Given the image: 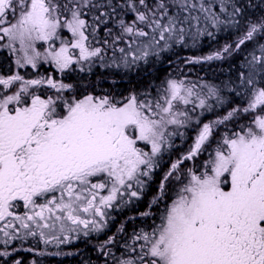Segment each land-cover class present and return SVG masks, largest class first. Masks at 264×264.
<instances>
[{"label": "snow or ice", "instance_id": "6c2138e0", "mask_svg": "<svg viewBox=\"0 0 264 264\" xmlns=\"http://www.w3.org/2000/svg\"><path fill=\"white\" fill-rule=\"evenodd\" d=\"M77 242L264 264V0H0V264Z\"/></svg>", "mask_w": 264, "mask_h": 264}, {"label": "flooded vegetation", "instance_id": "af4514ba", "mask_svg": "<svg viewBox=\"0 0 264 264\" xmlns=\"http://www.w3.org/2000/svg\"><path fill=\"white\" fill-rule=\"evenodd\" d=\"M228 35V33H221L217 35V40L220 44H223L225 40L231 39ZM211 46H216L215 43L211 42ZM164 69L168 68V65L163 66ZM190 68H184L183 71L186 73ZM174 70V69H171ZM193 73H199V75H196L194 80L197 79V77H204L208 79H215L216 77H220L221 79L227 78V64H222L220 62H216L213 64L211 68H209L207 65L199 66L195 65L191 67L190 69ZM227 72V73H226ZM223 73V74H222ZM114 78L109 77V82H111ZM139 79V78H137ZM115 80L117 81V85L119 86L117 88L118 91H124L126 87L125 85L127 82L124 80H121L119 77H115ZM219 82V81H217ZM104 237L101 235L99 237L100 240H102ZM96 242L95 238L93 239V244ZM77 249L79 251L77 252ZM50 251H55L54 248L49 249ZM64 251H73L77 252L74 256H54V257H42L41 259L44 260V264H85V262L90 258L91 260L95 261L97 253L95 250H93L92 246L89 245L88 247H85V245L82 242H77L76 248L71 247H65ZM28 255V254H26Z\"/></svg>", "mask_w": 264, "mask_h": 264}, {"label": "bare ground", "instance_id": "6f19581e", "mask_svg": "<svg viewBox=\"0 0 264 264\" xmlns=\"http://www.w3.org/2000/svg\"><path fill=\"white\" fill-rule=\"evenodd\" d=\"M256 2H258V0H256ZM202 39H204L205 42H207L208 44H202V43H201V45H200V50H202L203 53H206V52L209 50V48H210V47H213V46L210 45V43L205 39V37L202 38ZM199 66H201V65H199ZM190 69H191V68H190ZM190 69L186 72V74L189 73V76H190V77L195 78L194 76L199 75V73H193Z\"/></svg>", "mask_w": 264, "mask_h": 264}, {"label": "trees", "instance_id": "16d2710c", "mask_svg": "<svg viewBox=\"0 0 264 264\" xmlns=\"http://www.w3.org/2000/svg\"><path fill=\"white\" fill-rule=\"evenodd\" d=\"M201 43L202 44H208L207 42H205V40L204 39H202V41H201ZM213 43H215V42H213ZM161 67V66H160ZM163 67H161V72H160V76L164 73V71H163ZM227 73V72H226ZM122 80H124V81H126L127 83L125 84V85H123L124 87H128V80H127V78H125V79H122ZM119 87V86H118ZM192 163H197L196 161L195 162H189V166H191L192 165Z\"/></svg>", "mask_w": 264, "mask_h": 264}, {"label": "rangeland", "instance_id": "374dc122", "mask_svg": "<svg viewBox=\"0 0 264 264\" xmlns=\"http://www.w3.org/2000/svg\"><path fill=\"white\" fill-rule=\"evenodd\" d=\"M188 75H189V73H188ZM194 77H196V76H194ZM189 78L192 79V80H194V79H193L192 77H190V76H189ZM196 162L199 163L200 161L197 160Z\"/></svg>", "mask_w": 264, "mask_h": 264}]
</instances>
